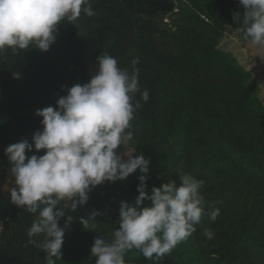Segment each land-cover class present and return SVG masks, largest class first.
<instances>
[{"label": "trees", "instance_id": "1", "mask_svg": "<svg viewBox=\"0 0 264 264\" xmlns=\"http://www.w3.org/2000/svg\"><path fill=\"white\" fill-rule=\"evenodd\" d=\"M89 2L95 14L59 22L48 51L32 45L0 52V264H47L27 236L38 213L11 202L15 177L5 149L22 140L33 143L35 132L43 130L37 110L56 108L68 89L88 83L102 53L122 69L139 70L132 139L117 152L125 160L141 153L149 160V193L170 180L179 186V175L190 174L203 181L199 191L206 202L196 230L169 254L155 261L133 248L124 255L126 264H264V103L250 74L219 48L225 28L244 35L240 0ZM175 8L179 23L162 30L157 15ZM43 154L34 144L32 152L26 150V157ZM140 175L137 169L124 180L92 187L86 204L75 210L67 201L57 206L65 211L58 226L69 216L72 221L55 264H96L94 240L112 239L122 202L136 206ZM150 206L145 199L139 207ZM93 212L99 214L93 218Z\"/></svg>", "mask_w": 264, "mask_h": 264}, {"label": "clouds", "instance_id": "2", "mask_svg": "<svg viewBox=\"0 0 264 264\" xmlns=\"http://www.w3.org/2000/svg\"><path fill=\"white\" fill-rule=\"evenodd\" d=\"M244 9V37L264 47V0H240ZM93 16L89 0H0V52L30 48L48 51L56 39L57 25L62 20H77L81 13ZM98 69L86 84H76L57 101V107L37 110L42 117V131L28 140L11 144L5 154L15 177L10 191L11 202L38 213L27 230L29 242L46 254L47 264L60 259L65 229L72 217H67L63 228L58 226L65 211L57 208L61 202L70 203L71 210L83 206L88 193L105 181L124 180L140 170L139 196L136 206L122 202L119 227L112 239L97 236L91 247L96 264H126L124 255L137 249L145 259L159 261L196 230L205 214V199L200 194L203 181L190 174H180V185L170 180L160 187L146 190L149 160L141 153L127 154V160L117 152L119 146L132 139L131 121L137 101L139 70L122 69L117 59L107 53L97 57ZM138 59H133V66ZM147 102L149 93L144 90ZM45 150L41 156L26 157V150ZM145 199L150 207L140 208ZM211 207V205H209ZM99 213L93 212L96 217ZM219 209L210 213L215 221ZM84 218L81 219V222ZM212 239L214 233L205 229ZM43 239H34L36 237ZM39 241V242H38Z\"/></svg>", "mask_w": 264, "mask_h": 264}, {"label": "rangeland", "instance_id": "3", "mask_svg": "<svg viewBox=\"0 0 264 264\" xmlns=\"http://www.w3.org/2000/svg\"><path fill=\"white\" fill-rule=\"evenodd\" d=\"M175 1L177 2V0ZM184 1L190 4V0ZM169 14L170 24H165L161 15H157L155 19L156 24L164 31L174 30L180 20L177 8ZM219 48L228 56L230 62L242 66L250 74L264 103V47L253 44L250 38L245 39L241 31L227 27L224 30L223 40ZM169 50L172 51L173 49L169 48ZM122 144L124 148L127 147V141ZM187 245L189 248H193L190 243Z\"/></svg>", "mask_w": 264, "mask_h": 264}, {"label": "built area", "instance_id": "4", "mask_svg": "<svg viewBox=\"0 0 264 264\" xmlns=\"http://www.w3.org/2000/svg\"><path fill=\"white\" fill-rule=\"evenodd\" d=\"M169 18H170V14H166L163 16V21L165 22V24H170Z\"/></svg>", "mask_w": 264, "mask_h": 264}]
</instances>
